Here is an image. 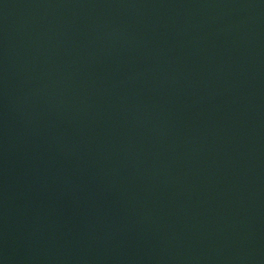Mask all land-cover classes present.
Here are the masks:
<instances>
[{"label":"water","instance_id":"water-1","mask_svg":"<svg viewBox=\"0 0 264 264\" xmlns=\"http://www.w3.org/2000/svg\"><path fill=\"white\" fill-rule=\"evenodd\" d=\"M0 264H264V0H0Z\"/></svg>","mask_w":264,"mask_h":264}]
</instances>
